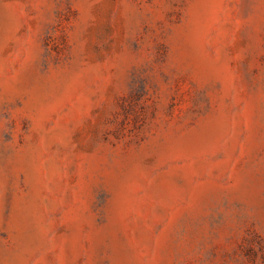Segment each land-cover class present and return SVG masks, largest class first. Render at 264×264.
I'll use <instances>...</instances> for the list:
<instances>
[{
    "label": "rangeland",
    "instance_id": "374dc122",
    "mask_svg": "<svg viewBox=\"0 0 264 264\" xmlns=\"http://www.w3.org/2000/svg\"><path fill=\"white\" fill-rule=\"evenodd\" d=\"M0 264H264V0H0Z\"/></svg>",
    "mask_w": 264,
    "mask_h": 264
}]
</instances>
